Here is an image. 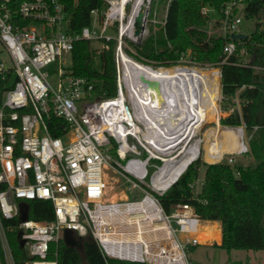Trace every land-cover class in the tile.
<instances>
[{
    "label": "built area",
    "instance_id": "obj_1",
    "mask_svg": "<svg viewBox=\"0 0 264 264\" xmlns=\"http://www.w3.org/2000/svg\"><path fill=\"white\" fill-rule=\"evenodd\" d=\"M256 1L227 0L220 11L200 7L201 16L217 22L225 57L237 48L231 35L243 33L245 7ZM93 34L91 28L70 33L62 0H0V264H14L12 232L27 255L25 264H57L51 246L63 240L64 231L90 238L106 262L188 264L186 249L198 244L194 232L201 219L187 204L166 213L157 199L180 175L163 186L166 131L142 111L140 75L122 60L120 45L114 49L113 96L99 94L86 77L70 75L74 42L94 39ZM181 60L172 67L134 61L157 70L180 68ZM240 138L236 153H247ZM113 142L131 200L105 198L103 168L110 167ZM124 143L128 147L121 151ZM30 201L49 202L53 220H23ZM141 203L145 206L137 209ZM138 213L149 225L160 222L156 238L135 240Z\"/></svg>",
    "mask_w": 264,
    "mask_h": 264
},
{
    "label": "trees",
    "instance_id": "obj_2",
    "mask_svg": "<svg viewBox=\"0 0 264 264\" xmlns=\"http://www.w3.org/2000/svg\"><path fill=\"white\" fill-rule=\"evenodd\" d=\"M163 1L167 5L164 20L156 30L150 31L141 44L134 45L136 57L139 61L172 67L190 51V59L194 62L216 65L220 75L221 103L226 110L232 109L220 120V124L244 129L248 136V153L255 164L231 167L225 163L206 164L200 158L195 159L157 199L166 213L175 204H187L201 220L218 222L221 242L217 247L227 252H264V72L257 70L264 69V29L237 42L236 50L225 57L222 53L225 39L219 31L218 35H207L202 29L208 18L201 16L200 7L209 4L220 11L227 0ZM62 4L68 15L71 34H80L83 28H91L94 21L92 11L100 14L106 6L103 0H62ZM260 16L264 19V0H257L245 7L244 19ZM212 22L214 26L217 25V22ZM93 41L103 42L104 46L95 49L92 47ZM114 49L113 41L76 40L70 54V75L86 77L93 82L99 94L104 92L106 96H113ZM241 50L250 56L246 64L240 60ZM214 72L219 84L218 72ZM235 96L239 100L238 109L234 107ZM110 153L117 157L114 142ZM201 167L205 168L203 183L200 191L193 195L191 185L197 180ZM25 206L26 218L53 220L49 202L30 201ZM8 239L14 264H25L27 255L16 233H9ZM82 247L86 264H136L114 260L106 262L96 243L87 238ZM51 250L56 252L57 264H81L78 250L62 239L53 244Z\"/></svg>",
    "mask_w": 264,
    "mask_h": 264
},
{
    "label": "rangeland",
    "instance_id": "obj_3",
    "mask_svg": "<svg viewBox=\"0 0 264 264\" xmlns=\"http://www.w3.org/2000/svg\"><path fill=\"white\" fill-rule=\"evenodd\" d=\"M139 1L140 4L137 6L136 3H138ZM120 2L121 0H107V2H104L106 6L102 13L94 15V21L91 30L94 32V39L113 41L115 48L120 45L123 53L127 56H125L126 58H130V60L133 59V61H139V59L136 57L137 53L134 49V45L141 44L150 34V31L156 30L158 25L162 23L165 17L167 5L166 2L163 0H126V3L123 6V15H119L113 8L118 7V4ZM108 9L111 11L110 13H108ZM106 17H109V20L105 24ZM212 18H216V16L214 15L212 16ZM212 21L213 20L211 18H208L206 24L203 26L202 29L206 32L207 35H218L219 33L217 27L213 25ZM261 29H264L263 16H260L259 18L243 19L242 21L241 31L244 34H247L248 36H250L256 31H260ZM103 46V42H92V47L95 49H101ZM240 60L242 63L246 64L250 61V56L243 50H241ZM69 63V60H67V65ZM179 65L183 68L186 67V69L189 70L195 69L209 74V76L211 77L209 87L213 90V105H215L216 107L218 119L217 124H219L218 128L222 129L223 127V129L220 130V133H222L223 130L230 129L234 131V133L239 135V138L242 136L244 143L248 146L247 133L244 131L243 128H241L242 131H240L241 126L226 127L220 124V120L222 118H225L232 109L226 110V108L223 107V104L221 103L220 75L219 69L216 67V65L200 64L194 62L192 59H190V51L186 53V55L183 57V60L180 61ZM213 70H216L218 72L219 84H217L216 74L215 72L213 73ZM257 70L261 73L264 72V69ZM234 103V107L238 109L239 100L236 96L234 98ZM216 127V123L212 121L202 124L201 127H199V129L197 130L198 132L196 131L193 134H190L184 143V140L181 141V143L183 144L178 145L177 149L178 147L183 146L187 143V147L192 146L194 144H198L200 145V148L199 155L196 157V159L200 158L202 162L206 164L225 163L230 165L231 167H235L238 165L253 166L255 163L248 152L244 154H238L235 152L214 153L208 152L204 149V141L206 139L207 134L210 133V131H214ZM173 135L176 137L175 133ZM240 140L241 138L239 139V141ZM131 144L132 143H130V145ZM177 149H175V151H177ZM175 151L171 155H169V157L177 156V153ZM229 158H231L232 160L231 163L228 162ZM218 159L220 160L216 162V160ZM121 166L122 163L118 161V157L112 156L110 167L103 168L106 193L105 198L107 201H110L113 196L117 199H120L123 196H126L130 200L132 199L128 191L125 190L126 183L124 177L122 176ZM152 170V167H148L149 174L152 172ZM204 170V167H201L199 169L198 178L193 183V185H191L193 195L197 194L200 191V188L203 183ZM147 180L148 178L146 179V181ZM148 191L149 193L155 194L154 192L150 191V189H148ZM200 223L201 224L199 226V232H203L206 226L212 225L210 223ZM217 227L219 233H221L220 226L218 223ZM12 239L15 240V236H13ZM85 239L86 238L79 237L77 235H71L70 239L71 246H74L78 250L81 259V264H86L83 256L82 247V243ZM216 242L217 241L208 240L205 243H201L197 240L198 244L194 246H188L186 249V258L188 264H264V252L262 251L257 252L251 250H231L227 252L217 247L220 243L217 244Z\"/></svg>",
    "mask_w": 264,
    "mask_h": 264
},
{
    "label": "bare ground",
    "instance_id": "obj_4",
    "mask_svg": "<svg viewBox=\"0 0 264 264\" xmlns=\"http://www.w3.org/2000/svg\"><path fill=\"white\" fill-rule=\"evenodd\" d=\"M125 1L121 0L118 7L113 8L119 15H123ZM139 4L140 1L136 3L137 6ZM126 57L121 53L122 60L129 63L132 71L149 82L147 89L142 91L143 98L138 94V98L141 101H138V104L140 102L144 108L142 111H146L147 109L150 112L148 116L153 117V120H151L155 128L161 129L160 125L165 128L166 132L164 134L167 138V149L164 151V154L166 156L171 155L178 145L186 141L190 134L196 132L202 124L209 121L215 122L217 127L206 136L204 141V149L206 151L236 153L239 150V135L230 129L223 130L220 133L223 127L222 129L218 128L216 107L213 105V90L209 87L211 77L208 73L178 67L154 70L144 67L140 63ZM140 84L143 86L142 83ZM174 133L176 137L173 135ZM187 145L188 143L184 145L183 150L177 156L167 157L164 160L165 164L160 172L164 173L165 183H163V186L165 188L199 155L200 145L194 144L189 147ZM127 147L128 145L124 143L121 151ZM114 198L113 196L112 199ZM144 206V203L138 204L137 209ZM150 212L155 216L156 212L154 208H151ZM135 217L137 218L136 226H134V232L136 233L135 240L154 239L157 237L158 233L156 231L162 229L157 219L149 225L144 221L141 213H138ZM150 228L153 229L150 230ZM194 234L196 241L198 240L201 243H205L208 240L217 242L220 240L216 223L206 226L203 232H199L198 227ZM127 239L130 241V237Z\"/></svg>",
    "mask_w": 264,
    "mask_h": 264
},
{
    "label": "water",
    "instance_id": "obj_5",
    "mask_svg": "<svg viewBox=\"0 0 264 264\" xmlns=\"http://www.w3.org/2000/svg\"><path fill=\"white\" fill-rule=\"evenodd\" d=\"M248 35L244 34V33H238V34H232L231 35V39L233 41H241V40H245L247 39ZM140 82L143 84V88L147 89V85L149 84V82H147L146 80H144L142 77H139ZM49 125V124H48ZM23 220L25 219V216H23L22 218ZM71 236H70V232L69 231H64L63 234V240L67 245L71 246ZM89 241H92L90 238H88Z\"/></svg>",
    "mask_w": 264,
    "mask_h": 264
},
{
    "label": "crops",
    "instance_id": "obj_6",
    "mask_svg": "<svg viewBox=\"0 0 264 264\" xmlns=\"http://www.w3.org/2000/svg\"><path fill=\"white\" fill-rule=\"evenodd\" d=\"M201 222H202V223H210V224H213V223H216V224H217V223H218V222H212V223H211L210 221H203V220H202ZM218 224H219V223H218ZM219 226H220V225H219ZM219 234H220V236H219V237H220V240H219L218 242H216L217 244H219V243L221 242V233H219Z\"/></svg>",
    "mask_w": 264,
    "mask_h": 264
}]
</instances>
